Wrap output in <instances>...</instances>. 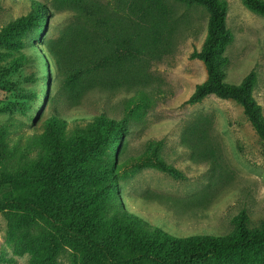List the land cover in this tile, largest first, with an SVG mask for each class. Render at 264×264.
Here are the masks:
<instances>
[{"label":"rangeland","instance_id":"rangeland-1","mask_svg":"<svg viewBox=\"0 0 264 264\" xmlns=\"http://www.w3.org/2000/svg\"><path fill=\"white\" fill-rule=\"evenodd\" d=\"M45 5L50 19L43 35L29 31L0 45V128L12 136L42 131L44 121L57 113L72 121L105 115L129 118V133L117 153L124 161L161 143L163 160L177 168L183 179L152 168L134 172L121 184L127 211L137 212L176 236L229 233L232 219L245 211L249 225L264 220V142L233 101L209 97L197 105L186 104L198 84L207 79L205 65L190 60L207 35V13L175 0H163L170 11L164 23L139 11V0H33ZM228 2L227 23L233 42L226 51L229 63L225 81L240 84L250 73L257 76L254 95L264 111V18L242 0ZM95 4L100 14L125 24L132 35L152 39L160 32L157 48L124 74L115 90H93L80 98L68 89L66 66L53 61L49 47L64 39L69 48H80L93 32L79 4ZM31 0H0V31L30 12ZM97 39L102 32L94 33ZM41 38L40 39H38ZM30 78V81H27ZM144 93L147 109L129 115V101ZM44 98L47 101L43 105ZM212 120L209 142L215 145L218 163L198 158L186 144L188 126L198 116ZM68 127L73 124L69 122ZM0 159V264H100L105 260L97 223L84 222L65 230L44 222L34 212H16L3 202L12 187L2 178ZM35 220L33 227L28 225Z\"/></svg>","mask_w":264,"mask_h":264},{"label":"trees","instance_id":"trees-1","mask_svg":"<svg viewBox=\"0 0 264 264\" xmlns=\"http://www.w3.org/2000/svg\"><path fill=\"white\" fill-rule=\"evenodd\" d=\"M139 1L135 6L144 17L149 15L156 27L170 14L163 0ZM175 1L188 8L200 7L208 16L206 39L201 49L190 55V60L205 65L207 79L196 86L186 104L197 105L209 97L233 101L243 109L264 142V111L254 95L256 74L250 73L240 84L225 81L229 63L226 51L233 42L227 23L228 2ZM242 1L264 18V0ZM79 8L93 31L83 46L69 48L64 39L61 47L45 44L53 61L66 66L67 87L78 98L87 91L120 88L126 71L135 67L149 48H157L161 38L159 30L153 32L151 42L140 35L135 37L126 30L124 22L101 15L95 4L81 3ZM49 19L45 5L31 0L29 14L0 31V45L33 30L43 35ZM99 31L102 38L97 39L94 33ZM46 104L44 98L43 105ZM150 106L142 92L127 105L129 115ZM57 115L52 113L40 132L12 136L11 130L0 128L1 174L12 187L3 197L6 205L16 212L37 213L42 221L65 230L78 228L85 221L97 223L107 245L105 260L100 264H264V220L250 226L245 211L232 219L233 228L227 234L176 236L125 209L120 198L121 184L134 172L152 168L177 179L184 178L161 157V143L153 144L141 155L119 160L117 153L130 131L127 116L121 120L100 115L67 121ZM69 122L72 127H68ZM211 129L212 120L198 116L188 126L185 142L198 158L217 164V150L208 137ZM34 224V219L28 223L32 227ZM33 231L36 234L34 227ZM34 264L39 263L35 260Z\"/></svg>","mask_w":264,"mask_h":264}]
</instances>
